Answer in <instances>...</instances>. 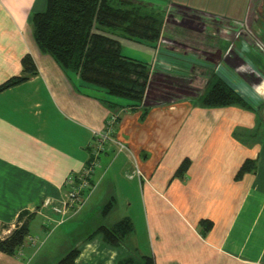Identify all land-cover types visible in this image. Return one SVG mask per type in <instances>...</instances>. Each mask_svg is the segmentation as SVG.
Instances as JSON below:
<instances>
[{"label": "crops", "instance_id": "obj_1", "mask_svg": "<svg viewBox=\"0 0 264 264\" xmlns=\"http://www.w3.org/2000/svg\"><path fill=\"white\" fill-rule=\"evenodd\" d=\"M217 1L142 0L171 6L172 18L185 19L208 34L188 40L195 46L163 45L165 21L157 45L121 37L122 52L149 63L156 60L153 71L200 87L175 93L176 99L158 103L148 115L142 116L141 110L122 114L114 129L126 148L120 151L117 143H110L81 210L62 219L54 206L67 198V181L84 171L96 133L121 107L112 110L94 85L40 50L31 18L45 9L47 0H0V85L23 73L28 53L38 68L31 78L0 90V239L23 222V212L31 228L42 217L43 223L35 225L41 234L50 231L45 221L54 225L53 233L74 230L78 226L68 221L83 219L79 214L98 198L104 180L127 172L139 202L128 192L119 207L121 187L112 185L95 209L113 201L120 218L105 225L123 218L131 219L134 227L140 223L146 247L136 246L138 255H154L156 264H264V126L254 130L264 120V8L260 0H225L232 5L226 14L218 12ZM240 2L242 15L229 12ZM216 80L231 86L253 110L197 105L198 96ZM115 100L122 107L130 102ZM234 130L244 140L235 138ZM186 158L188 170L176 175ZM248 158L257 160V168L237 179ZM201 219L213 221L206 234L200 230ZM34 237L30 233L18 254L0 250V264H36L46 241L40 247ZM86 237L70 241L43 264H54ZM121 250L98 235L82 245L77 264H119L127 256Z\"/></svg>", "mask_w": 264, "mask_h": 264}, {"label": "trees", "instance_id": "obj_2", "mask_svg": "<svg viewBox=\"0 0 264 264\" xmlns=\"http://www.w3.org/2000/svg\"><path fill=\"white\" fill-rule=\"evenodd\" d=\"M129 3L132 2L47 0L45 9L34 12L31 18L33 36L40 50L51 54L62 67L75 71L86 82L94 85L99 91L98 97L112 109L123 106L115 100L119 97L131 99L136 105L144 101L147 95L154 97L148 92L150 63L124 54L121 37L155 44L163 30L165 16L162 10L151 4L134 3L128 6ZM22 62L23 73L5 81L0 85V90L19 84L38 73L31 54H26ZM174 79L177 78L171 75H164L160 80L156 78L168 85H182ZM197 101L203 107L241 105L252 109L243 96L222 80L209 83ZM189 166L190 159L186 158L176 175L183 176ZM256 168L257 160L247 159L236 178L241 179L245 173ZM112 202L106 205V211L112 206ZM25 216L26 213L23 212L20 215L23 222L8 236L0 239L1 251L15 255L26 243L31 226L29 216ZM200 227L202 234H206L213 227V221L201 219ZM133 230L132 220L123 218L114 226H99L85 241L89 242L99 235L108 245L118 247L123 244L126 234ZM80 253L81 246H75L54 264H77ZM119 264H156V261L154 255L143 254L138 257L128 256L121 259Z\"/></svg>", "mask_w": 264, "mask_h": 264}, {"label": "rangeland", "instance_id": "obj_3", "mask_svg": "<svg viewBox=\"0 0 264 264\" xmlns=\"http://www.w3.org/2000/svg\"><path fill=\"white\" fill-rule=\"evenodd\" d=\"M115 1L117 2V0H115ZM224 1L225 0L217 1L215 3V5H216V8L219 10L218 12H225L227 14L229 7L232 5H230V4L226 3V1L225 2ZM238 1L242 2L243 0H238ZM260 1H261V4L263 5V8H264V0H260ZM130 2H132V3H129L128 6L134 5V3H137V4L141 3L143 5L146 4V3L142 2V0H140V2H135L134 0H130ZM147 3L153 5L154 8H156V9L158 8V9L162 10L164 13V16H165L164 19L166 21V24H165L166 28L165 27H163V28H165V32L167 35L162 37V41H160V44H162V42H163V45L169 44V46L174 47V44L176 42V46H179L181 48V47H184L183 42H186L188 44L190 43L191 46L192 45L195 46V44L188 42V40L197 39V36L201 37V39L202 38L204 39L205 35L208 34L204 29H203L204 31H202V32L200 30H198L197 28L194 29L193 27H195V25L193 23L191 24V26H189L186 22H184L185 19H179V21H178V19L172 18L174 15V10H172L171 6L167 5L165 7V6H163V4L162 5H159V4L154 5L151 2H147ZM166 3H167V1H166ZM238 5L240 7H238V8L234 7V11L230 10L229 12H232L233 14H236V15H238V14L242 15L244 12L242 9V3L236 4L235 6H238ZM149 7H151V6H149ZM166 13H168V14H166ZM186 16L190 18V16H188V15H186ZM174 17H175V15H174ZM186 20H188V18ZM161 35H162V32H161ZM161 35H160V38H161ZM160 38L158 39V41L160 40ZM157 42L155 43V45H157ZM156 62L157 61L155 60L152 63H150V84H149L150 90H148L149 94L150 93H151L150 95L153 94L154 97L151 98L147 95L146 98L144 99V101H142L138 105L133 104L131 99H128L125 97H119L122 99L129 100L130 101L129 104H131V105H128L125 107L120 106L121 107L120 113H119V111H112V115L109 116V121L111 120L113 125L108 126V124H106L103 129H101L100 131L97 132L99 134V137L96 135V138L94 140V145L92 147V151H98L97 153L98 154L100 153V154H99V158L97 160L93 159L94 161L91 162V164L95 170L98 169V167L100 168L102 166V161H103L102 160V153L107 151V149L110 145V144L108 145V143H107L108 141H110V140L115 141L116 140L118 142L117 144H118L120 151L122 149L126 148V143L122 140H118V138L115 135V129H114V122L116 124L120 120L122 114L124 115V113L129 112V111L141 110L142 116L148 115L149 111L154 106H156L158 103H163L165 101L169 102L168 100H170L171 98L176 99L175 93L182 92L183 94H186L187 92L190 93V90H193L192 87L193 88L200 87L199 84H196V83L192 84L191 81H188L184 78H177L175 76L173 78H177V79H174V80H176L178 83L182 84L183 86H180L178 84L177 85H173V84L168 85V84L160 82V84L162 86L159 87V89H157L158 84L156 85V82H157L156 78L160 80V79H163L164 76L157 73V72H161L162 70H159L156 72L153 71L152 67L155 66ZM164 64H166V63L164 62ZM153 76H154V82L152 83V77ZM159 76H162V78ZM153 85H154V87H153ZM151 89L153 91H151ZM167 91H168V94L166 97L161 96V95H165L167 93ZM167 102H165V103H167ZM196 104L200 105L198 103V101H196ZM148 105H150V106H148ZM229 106H239V107L244 108V109L253 110L251 108H247V107H244L241 105H229ZM210 108H213V107H210ZM107 123H108V121H107ZM263 123H264V120L258 121V126L254 130L257 132L258 129L260 128V126H264ZM238 132H237V130L236 131L234 130L233 136L237 139H240V141L244 140L242 138V135L241 136L238 135ZM250 132L251 131H249V133ZM98 139H99V141H98ZM92 151H91V155H93ZM248 159H251V158H248ZM243 164H242V166H243ZM95 166H96V168H95ZM94 173H95V171L92 174L94 175ZM87 182H88V184L90 183L91 187L85 188L83 190L82 196L85 199V201L87 200V195L90 194V191L93 190V189L92 190H90V189L94 186V184H96L95 181H93V180H91V182H90V179H87ZM112 185H116V186L121 187V189H118L119 207H121V205L124 203V200L126 198V193H128V192H130V194L134 196L133 201L135 203H136V201L139 202V195L134 194L131 191V188H132L131 187V180H130V177L127 174V172H125V174L121 173V175H118V176L115 174L114 175L110 174V176L108 178H106L104 180V182L102 183V185L100 187V191L98 192V194H99L98 198L90 206L87 205L85 210L79 214V217L80 218L83 217V219H81L79 221H73V219H71L68 221V223L72 221L70 223L71 227L78 226L74 230L72 228H67V229L58 230L55 233H53L55 230V229L53 230L54 225L52 224L50 226L48 224V222L45 221L46 225L49 226L50 231H49V234H46V233L41 234L40 230H39L40 228L39 227L36 228L35 225L37 222L40 223L41 220L43 223L44 220L42 219V217L35 218L36 220L33 222L30 233H33L35 235L37 234V237H34V241L36 242V238H37V241H39V246L44 240L46 241V243L44 241L45 245L39 251L38 255L36 256V258L34 260V263L36 262V264H37V262H38V264H43L47 260H53L65 248L66 244L70 243V241L77 239L79 236H81V238L85 237L86 235L88 236V234L95 231L96 228L98 226H101L102 224L103 225L112 224L113 222H115V220H118V218H120V214H121V213H119L120 210H116V209L114 210L111 207L106 211L105 209H106V205L108 203H105L101 207H99L98 209H95V205L100 201L99 198L104 193H106L107 189H110L112 187ZM64 201H65V199L62 198L59 200L60 204L59 205L55 204V206H54V210L58 211V213L59 212L61 213L62 219L65 216L70 215L71 213H76L77 211H80L81 209H79V208H81L83 206V205L81 207L69 206L68 208L64 209V205H65ZM87 209L89 210V212L87 211ZM103 215H106V216H103ZM50 222H51V220H50ZM58 222L59 221H57L56 223H58ZM80 222H81V224H80ZM52 230H53V232H52ZM86 238L84 239V241H82V243L80 245H77V246L82 247V245L86 242L85 241ZM123 241L124 242L121 245L122 246L121 253L126 252V254H127V256H124L123 259L128 257V256L138 257L139 256L137 253L138 249L136 248V246L140 247L141 249H143V246L146 247V236L143 234V229H142L139 222H136L133 232L126 234V236L123 238Z\"/></svg>", "mask_w": 264, "mask_h": 264}, {"label": "built area", "instance_id": "obj_4", "mask_svg": "<svg viewBox=\"0 0 264 264\" xmlns=\"http://www.w3.org/2000/svg\"><path fill=\"white\" fill-rule=\"evenodd\" d=\"M107 124H108V126L113 125L112 121L111 120L109 121V119H108ZM114 124H115V122H114ZM96 134L99 137V134L98 133H96ZM98 141H99V139H98ZM111 141L112 140L107 142L108 145L110 143H118L116 140L112 141V142ZM93 145H94V141L92 143V147H93ZM97 152L98 151H92L93 155H91L90 161L82 173L70 176L69 180L67 181L68 192H67V198L64 201V203L66 205V206L64 205V209L68 208L69 206L81 207L84 204L85 199L83 198L82 193H83V190L85 188L91 187L90 183L88 184L87 179H90V182H91V180H93V174L92 173L95 171V169L92 166L91 162L94 161L93 159L97 160L99 158L100 153L98 154ZM95 168H96V166H95ZM94 186H95V184H94ZM94 186L90 190H92L94 188Z\"/></svg>", "mask_w": 264, "mask_h": 264}]
</instances>
